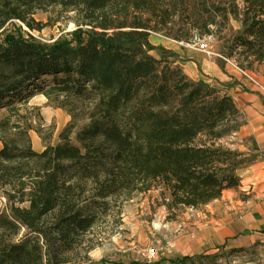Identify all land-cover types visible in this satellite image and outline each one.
Returning a JSON list of instances; mask_svg holds the SVG:
<instances>
[{
	"label": "trees",
	"instance_id": "obj_1",
	"mask_svg": "<svg viewBox=\"0 0 264 264\" xmlns=\"http://www.w3.org/2000/svg\"><path fill=\"white\" fill-rule=\"evenodd\" d=\"M38 12L74 29L50 44L7 32L38 30ZM230 20L239 30L225 55L241 49L264 63V0H244L242 10L234 0H0V110L38 93L71 118L59 143L40 152L31 128L22 145L0 138V264H66L117 197L158 190L170 212L240 186L237 170L259 150L252 138L249 153L227 143L246 125L243 113L225 87L190 80L175 53L150 42L163 34L189 43L192 32L210 35ZM79 118L86 123L76 129ZM220 258L204 252L170 264Z\"/></svg>",
	"mask_w": 264,
	"mask_h": 264
},
{
	"label": "rangeland",
	"instance_id": "obj_2",
	"mask_svg": "<svg viewBox=\"0 0 264 264\" xmlns=\"http://www.w3.org/2000/svg\"><path fill=\"white\" fill-rule=\"evenodd\" d=\"M234 1L238 9L242 10L244 0ZM35 19L41 22L38 30L29 31L25 27L15 25L9 26L7 32L16 35L22 30L25 37L27 33L42 43L50 44L64 38L74 29L73 23L53 14L38 12ZM238 30V24L230 20L222 27L212 29L210 35L199 37L195 31L192 32L189 43L176 42L163 34L151 35L150 42L159 47L163 41L169 44L164 48L175 50L176 65L180 67L185 66L183 62H194L195 66L188 64L185 70L188 73L194 71L197 77L190 78L184 73L190 80L202 79L218 88L223 86L231 95V89H234L232 87L240 83L231 76L238 73L227 65L226 60L239 70L252 74L258 82L264 83V63L254 62L252 57L243 54L241 49L225 55L229 40ZM4 36L5 33L0 34V44ZM150 55L158 58L157 52ZM215 67L218 68L222 81L215 77ZM181 69L183 70L182 67ZM43 80L50 79L44 77ZM82 110L83 108L79 107L76 113ZM70 121V116L57 108L54 101H49L44 95L37 93L26 104H18L12 110H0V138L22 145L24 139L19 138L27 128H31L32 130L26 131L25 134L32 149L40 152L45 144L59 143V134ZM85 123L84 119L79 118L76 129ZM34 130L46 140L45 143ZM227 143L242 153H248L251 148V141L243 135L228 139ZM1 147L0 142V149ZM261 152L260 155L264 153V147ZM252 156L258 157L259 153H253ZM159 193L158 190L146 194L133 193L128 197L121 196L111 200L106 213L99 217L95 225L81 238L80 245L68 255L66 264H170L184 256L191 257L204 252L220 254L219 264H264V238L230 254L231 249L226 245H217L215 236L204 227L209 223L208 211L211 206L198 209L180 208L169 212L159 205ZM230 198L232 199L229 197V200ZM243 198V193L236 196L237 200ZM229 200L226 194L225 200L220 201V206L213 207L216 214L220 216L229 210ZM3 207L4 199L0 194V209ZM150 251L154 252L153 256Z\"/></svg>",
	"mask_w": 264,
	"mask_h": 264
},
{
	"label": "crops",
	"instance_id": "obj_3",
	"mask_svg": "<svg viewBox=\"0 0 264 264\" xmlns=\"http://www.w3.org/2000/svg\"><path fill=\"white\" fill-rule=\"evenodd\" d=\"M161 45L160 47L164 48L165 44L161 43ZM168 51L177 54L175 50ZM154 52L152 51L151 54ZM183 64L185 66L181 65V67L188 77H197L194 71L188 73L185 70L188 64L195 66L194 62H183ZM214 69L215 77L221 80L218 68ZM235 73L238 74L231 76L240 84L232 87L234 89H231V95L227 92L233 97L237 108L246 120V125L237 136L252 138L259 148L255 152L259 153V156H256L252 163L237 170L236 175L240 180L238 188L223 191L220 199L203 206H211L208 211L209 223L205 224V229L215 236L217 245H226L230 249L249 247L264 238V153L260 155L264 147V83L258 82L252 74L246 71V76L239 72ZM239 193H243L244 198L237 200L236 196ZM226 194L228 200L232 197L229 200L231 206L227 208L228 211L219 216L213 207L220 206L219 203L225 200ZM202 231L199 230V232Z\"/></svg>",
	"mask_w": 264,
	"mask_h": 264
},
{
	"label": "built area",
	"instance_id": "obj_4",
	"mask_svg": "<svg viewBox=\"0 0 264 264\" xmlns=\"http://www.w3.org/2000/svg\"><path fill=\"white\" fill-rule=\"evenodd\" d=\"M226 63L228 66H231L232 68H234L237 72L241 73L242 75H245L246 76V73L245 71H242V70H239L236 66H234L229 60H226ZM151 256L154 255V252L153 251H150L149 252Z\"/></svg>",
	"mask_w": 264,
	"mask_h": 264
},
{
	"label": "bare ground",
	"instance_id": "obj_5",
	"mask_svg": "<svg viewBox=\"0 0 264 264\" xmlns=\"http://www.w3.org/2000/svg\"><path fill=\"white\" fill-rule=\"evenodd\" d=\"M163 43H164L165 45H169V44H167V43H166V42H164V41H163Z\"/></svg>",
	"mask_w": 264,
	"mask_h": 264
}]
</instances>
